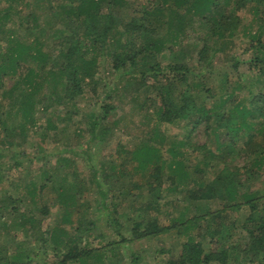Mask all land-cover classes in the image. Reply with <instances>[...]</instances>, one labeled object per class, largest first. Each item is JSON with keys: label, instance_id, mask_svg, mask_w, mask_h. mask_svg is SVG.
Wrapping results in <instances>:
<instances>
[{"label": "trees", "instance_id": "16d2710c", "mask_svg": "<svg viewBox=\"0 0 264 264\" xmlns=\"http://www.w3.org/2000/svg\"><path fill=\"white\" fill-rule=\"evenodd\" d=\"M54 1L57 0H46L51 15L56 20L63 16L67 19L60 22V28L48 33L38 28L42 33H47L44 40L34 35L31 40L25 41L13 30L4 27L9 17L7 9L11 5L0 14V32L4 39L3 44L0 42V89L3 88L0 106L12 104L8 109L10 118L3 121L2 132L18 134L23 141L29 133H38L31 123L35 102H43L44 99L55 103L75 101L84 95V79H93L100 64L110 60L116 74L128 76L121 89L128 96L145 94L149 88L156 92L151 102L156 105V121L168 126L181 122V129L186 130L178 142L182 147H189V153L183 156L181 152L169 149L171 159L166 163L161 158L158 146L146 141L135 145L130 153L137 162L136 168L141 173L146 171L145 181L131 182L126 190L119 188L125 207L119 201H112L110 208L103 203L102 208L106 212L98 219L105 233L100 237L111 234L118 237L109 241L116 247L121 242L151 239L174 230L176 235L186 238L180 239L177 255L168 249L163 250L167 254L166 264H226L233 251H238L243 264H251L255 260L264 264V181L260 174L264 167V88H254L252 81L245 82L237 70L247 59L250 76H264V23L261 22L264 18L260 19L256 29H252L247 23H242L240 15L247 7L253 15H264V0H144L143 7L133 9L135 14L113 10L111 5L116 6L120 0H60L59 7H54ZM105 2L107 9L103 8ZM166 9L170 13L168 20L162 18ZM20 19L21 25L25 23L27 32L36 26L29 25V18ZM196 20L200 21L205 35L190 38L195 48V58L190 62L186 58L185 45L180 46L184 42H191L187 34ZM246 29L248 31L245 32ZM241 30L244 31L241 33L245 37L242 41L246 42V47L239 53H232L229 44H234L232 40ZM166 34L174 42L177 41L179 50L173 44L165 46ZM180 35H186V38L181 39ZM214 40H220L224 45L218 50V55H226V62L231 68L228 71L222 68L221 72L212 73L213 68L218 66L208 64L211 58L209 47ZM111 41H115L116 45L108 47ZM54 54L58 57L55 58ZM138 60L141 66L139 70L135 68ZM29 61L31 64H28ZM204 70L209 77L203 76ZM9 74L15 75L16 79H10ZM7 79H10L12 88L17 89L14 102L8 96L10 91L4 89ZM95 80L91 83L94 84L91 91L98 100V92L105 87L96 86ZM199 83L204 85L197 87ZM215 83H219L226 93L229 92L230 97L222 99L216 95ZM58 88H62L61 93H58ZM104 100L97 113L102 118L113 108ZM228 104L232 105L229 109ZM198 127L203 128L206 139L212 138V147L206 140L202 144L195 143L192 134ZM105 132L100 134L101 139L105 137ZM154 136L160 141L165 139L159 132ZM3 143L5 140H0V144ZM38 152L45 156L41 148ZM20 154L25 155L23 152ZM193 154H200L198 161L190 160ZM13 164L19 165V161ZM164 166L170 169L165 176L167 183L164 180ZM101 171L103 174L99 179V175H96L99 186L100 178L104 177L105 181L110 177L105 174V169ZM1 178L0 175V181ZM259 180L263 185L261 189L254 187ZM30 185L32 189L29 194L33 198L36 196L35 186L34 183ZM43 187L40 185L39 191ZM162 188L179 192L182 200L189 203L212 200L218 201L219 206L204 209L187 218L184 217V207L175 217H170V223L164 224L158 215L157 202ZM144 189L149 199L141 202ZM107 190L100 188V199L105 197ZM66 193L61 189L58 197L61 205L67 208L68 200L75 203L77 192ZM0 200H8L9 204L21 199L7 196V199ZM243 206L247 212L241 214ZM66 208L62 214L63 222L69 221L68 217L64 220L66 214H70ZM149 210L154 214L144 219L140 213ZM39 212L42 217L47 216L48 206L42 205ZM123 213L127 214V218L130 216L129 237L120 233V216ZM77 218L79 225H76L75 233L82 230L84 223L87 225L84 226L85 230L96 227L95 221ZM21 220L22 225L34 222L32 217H22ZM237 228L247 234V242L243 246L221 244V240ZM204 235L209 237L210 246L207 249L202 243ZM81 242L82 237L77 234L66 236L64 241L53 240L56 249L64 247L54 264H89L95 249L85 246L86 243L80 247ZM1 255L0 264H13L5 255ZM131 259L134 262L136 257ZM26 260L25 264H28L30 259Z\"/></svg>", "mask_w": 264, "mask_h": 264}, {"label": "rangeland", "instance_id": "374dc122", "mask_svg": "<svg viewBox=\"0 0 264 264\" xmlns=\"http://www.w3.org/2000/svg\"><path fill=\"white\" fill-rule=\"evenodd\" d=\"M59 3H61L60 0L54 1V7H59ZM144 3V0H120L116 6L113 4L111 6L114 8L113 10L119 11V13L135 14L133 9L143 7ZM9 5H11L10 8H8ZM103 8L107 9L106 2ZM5 9L9 12V17L5 21L4 27L13 30L20 39L25 41L31 40L34 35H38L44 40L48 32L57 27L60 28V22H65L67 19L66 16H63L56 20L49 12L46 0H0V14ZM160 15L162 13L157 16ZM169 15V10L166 9L162 18L168 20ZM240 15H242V23H247L252 29H256L260 25V19L264 18V15L260 13L253 15L249 7L244 8ZM34 16L35 19L33 20ZM20 18H29V25L34 24L36 26H32V31L27 32L25 23H23L24 25L20 24L22 22ZM263 20L262 23H264ZM199 22L196 20V24L192 26L188 34L186 33L188 39L193 36L205 35V30ZM38 28H43L47 33H42ZM247 29L244 31L249 30ZM244 31L241 30L237 38L232 40L233 45L229 44L232 53H239L246 47V42L242 41V38H245L242 34ZM164 37L167 38L164 39L165 46L173 44L175 49L179 50L176 40L174 42L168 34ZM179 38L184 39L186 35H180ZM0 39L1 44H3L4 39L1 32ZM190 40V43L184 42L180 47L185 45L186 58L191 62L195 58V48L194 44L191 45L193 39ZM222 44L220 40H214L209 47L211 58L208 64L221 66L214 67L213 74L221 72L222 68L227 71L231 69L229 63L226 62V55L224 57L218 55V50L224 46ZM114 45H116L115 41H111V45L108 47ZM54 57H58L57 54H54ZM139 63L138 60L135 66L137 70L141 68ZM247 63L248 60L245 59V62L237 69L241 78L245 82L251 80L256 89L264 88V76L251 77ZM28 64L31 62L29 61ZM95 71L92 78L97 79L95 80L96 86L105 87L98 92V100L91 91V87L94 85H91L93 79L90 78L89 80L88 78L84 79V95L75 101L55 103L56 101L44 99L43 102H35V111L32 114L31 123L37 128L36 132L38 133H29L25 141L21 140L18 134L9 132L4 134L2 132L3 121L10 118L11 112L8 109L12 104L0 106V119L2 121L0 122V140H5V143L0 144V175L2 177L0 199H7V196L12 197V199H21L9 204H7L8 200H5L6 202L0 200V254L5 255L8 261H12L13 264H25L28 261L26 258L30 259L28 264H54L64 247L59 246L56 249L53 240L55 242L64 241L66 236L74 234L82 237L80 247L86 243L85 246L95 249L89 259V264H166L167 254L163 250L168 249L177 255L180 239L186 238L183 235H176L175 231L172 230L151 239L121 242L119 246L115 247L109 244V241L110 239H118V237L112 236V234L111 236L100 237L101 234L105 233L104 227L98 219L102 218L106 212L102 208L103 203L110 208L112 201H119L125 207L124 202L121 201L123 196L119 193V188L126 190L131 182L144 183L145 181L144 173L146 171L141 173L136 168L137 162L133 160L130 153L131 149L140 142L146 141L150 145L158 146L161 151V158L168 163L171 159V155L168 153L169 149L181 152L185 156L186 153H189V147H182L178 142L186 130L181 129V122L175 123L174 126H168L156 121L154 113L156 105L151 103L156 92L152 88H149L145 94L138 93L128 96L121 90L122 84L127 82L128 76L116 74L112 69L110 60L100 64ZM205 71L202 74L207 78L209 74ZM249 76L250 79H248ZM9 77L16 79L13 74H9ZM10 79L6 80L7 86L4 89L10 91L8 96L14 102L17 97V89L12 88L9 83ZM88 80L90 83L87 84ZM202 85L204 84L199 83L197 87H202ZM2 91L3 88L0 89V93ZM61 92L62 88H58V93ZM214 92L222 99L230 97V93H226L219 83H215ZM0 100H2L1 94ZM102 100L113 106L105 118H102L100 113L99 116L97 115ZM231 107V104L227 105V109ZM92 112L95 115L91 116ZM102 131L106 132L105 137L101 139ZM156 132L165 136V139L163 141L157 139L154 136ZM192 135L195 143L202 144L206 140V143L212 147L213 140L212 138L206 139L202 127H198ZM40 148L45 156L38 152ZM21 152L25 155H21ZM190 157V160L196 162L199 160L200 154H193ZM14 161H19V165L15 166ZM102 169H105V174L110 177L105 181L104 177L100 178L101 185L99 186L96 175H99V179L103 174ZM169 171L168 167L164 168L166 183L168 181L165 176ZM260 174L261 180L264 181V167ZM261 180L256 181L254 187L261 189L263 187ZM31 183H34L36 193L33 198L29 194L32 189ZM40 185H44V187L39 191ZM110 185L112 186L109 188ZM102 187L108 190L105 197L100 199L99 190ZM61 189L67 191L66 194L68 195L71 192H77L75 203L72 204L68 200L69 207L67 208L59 202L58 192ZM181 196L179 192L167 188H162L160 191L157 201L159 202L158 215L164 224L170 223V217H175L181 209L183 211L184 207H186L184 217L187 218L194 213L203 212L204 209H216L219 206L218 201L212 200L189 203L182 200ZM34 198L35 200L32 201ZM148 199L149 195L144 189L140 201H148ZM173 202L175 205H172ZM44 204L48 206L49 214L42 217L39 209ZM65 208L70 213L64 217V220L69 218L68 222L62 221ZM241 211V214H244L247 212V208L243 206ZM152 214L154 213L150 210L140 213L144 219L151 217ZM233 216L231 214L232 218ZM22 217H32L34 219L33 224L22 225ZM77 217L82 220L95 221L96 227L85 230L84 226L87 225L84 223L85 225L81 226L82 230L75 233V227L79 225ZM124 219H129V221ZM120 221L122 224L120 233L129 237L130 216L127 218V214L123 213L120 216ZM200 231L204 232L203 229ZM247 238V234L242 229L237 228L228 237L222 239L221 244L224 246H243L247 242ZM202 239L205 248L209 247V237L204 235ZM218 241L220 242V240ZM132 254L136 257L134 262L131 259ZM119 258H121L120 261H118ZM250 263L260 264L256 260ZM67 264L79 263L68 262ZM226 264H243L238 251L232 252Z\"/></svg>", "mask_w": 264, "mask_h": 264}]
</instances>
